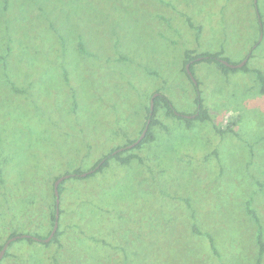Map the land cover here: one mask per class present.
<instances>
[{"label": "rangeland", "instance_id": "374dc122", "mask_svg": "<svg viewBox=\"0 0 264 264\" xmlns=\"http://www.w3.org/2000/svg\"><path fill=\"white\" fill-rule=\"evenodd\" d=\"M252 69L264 75V0H0V251L12 233L41 239L19 236L0 264H257L246 203L264 229V89ZM156 93L185 116L200 95L209 119L188 127L161 102L155 139L120 150L141 160L75 178L140 136ZM68 173L61 235L46 242Z\"/></svg>", "mask_w": 264, "mask_h": 264}, {"label": "trees", "instance_id": "16d2710c", "mask_svg": "<svg viewBox=\"0 0 264 264\" xmlns=\"http://www.w3.org/2000/svg\"><path fill=\"white\" fill-rule=\"evenodd\" d=\"M189 53H190V51L188 50L186 52V55L189 57L188 62H191V61H193L195 59H199V58H202L203 61H214V62L216 61L220 65L221 70L224 73H228L229 71H237V70H243L245 72H249L251 70L250 67L248 66V63H246L241 68H232V67L226 65L224 62H222L221 59H225V60H227L229 62H230V60L227 57H222L220 52L219 53H208V52H204V53H201V54L196 55V56H192V55L190 56ZM192 66H191V69H192ZM252 71L258 76V78L262 82V91H263V89H264V75H263L262 71L259 70V69H252ZM198 93L200 94V91ZM199 97H200V95H199ZM199 97H198L197 101H198V104H200V107H199L198 111L196 113H194L196 116H195V118H191V117L189 118V117H186L183 114L177 113L176 112V108L172 105L171 100L166 95H164L163 93H161L159 96H157L156 99H155V109H154V112H153L152 115H150V113H151L150 107L148 108L149 113L147 115V119L151 118V123H150L149 131H148L146 137L137 146H135V148H140L145 142H147V141H153L155 139V134L153 132V126L156 125L159 122L158 119H157V111H158V106L160 105L161 102H164V104L166 105V107H167V113L168 114L177 116L180 119H184L186 121V124L188 125V127H191L192 126L193 120H195V119H201V120L209 119L208 112L203 107L202 99L199 98ZM145 123H147V121ZM145 125H144V127H145ZM144 127H143V129H144ZM215 129L217 130V132H219L221 134H224V133H226L228 131L229 132H234L235 131L233 127L231 128V126L230 127H227V128H221V127L215 126ZM135 140H130L129 143L126 144L125 146H118L117 148L113 149L109 154H107L104 158L100 159L95 165H93L91 169H89V170L86 171V172H89L90 170H94V171L88 173L87 176H92V175H94L96 173V171H101L104 167L108 166L109 165V159L110 158L116 159L121 164L130 163L134 158L140 159V157L138 156L137 153H129L126 156H122L123 151H120V152L115 153V154L113 153L115 150H117L119 148H124V147L128 146L129 144L133 143ZM102 160H104V163H102V165L99 168H97L98 164ZM83 172H85V171H83L80 168H76L73 171L72 174L75 176V178H82L83 177L82 176V173ZM1 180H2V178H1ZM62 185H63V182L59 186L60 193H62V190H63L62 189ZM54 195H55V193H54ZM55 201H56V199H55ZM246 207H247V212L249 213V215L252 216V218L254 219V221L257 224L256 242H257V245L259 247V255H258L257 264H262V257H263V254H264V229H263L262 221H261V218H260L257 210L252 206V201L251 200H249L246 203ZM55 215H56V211L52 214L53 225H54V221H55ZM51 231L46 236H42V239L48 237L49 234L51 233ZM17 235L18 234H16V233H12L10 235L9 239L12 238V237H14V236H17ZM36 235H39V234H36ZM60 235H61V231L58 230L55 233V235L53 236V238L50 240V242H53L55 240H58L59 239L58 236H60ZM19 236H21L19 239H27V240H29L31 242L34 241V240H36L33 236H31V237H23L22 234H19ZM209 236H210V242H211L213 251L215 253H218V250H217V247H216V245L214 243L213 237L211 235H209ZM13 242H11L10 244H13ZM1 247H3V246H1Z\"/></svg>", "mask_w": 264, "mask_h": 264}, {"label": "water", "instance_id": "95a60500", "mask_svg": "<svg viewBox=\"0 0 264 264\" xmlns=\"http://www.w3.org/2000/svg\"><path fill=\"white\" fill-rule=\"evenodd\" d=\"M222 62H224L226 65H228V66H230L232 68H241V67H243L246 64L247 59H245L244 62H242L240 64H233V63H231V62H229L227 60H224V59H222ZM187 70H188V74L196 82L195 77L193 75V72L191 70L190 64L187 65ZM157 95H159V93H156L153 96V98H152L151 108H150L151 109L150 115H152L153 112H154V109H155V97ZM186 117H189L190 118V117H195V116H193V115H186ZM150 123H151V118H149L147 120V123H146L144 129L142 130L140 136L133 143L129 144L126 148L135 147L136 145H138L146 137V135H147V133L149 131V128H150ZM122 149H124V148H119V149L115 150L113 153L115 154V153H117L118 151H120ZM103 162H104V160L98 164L97 168H99ZM90 172H92V171H90ZM87 174H88V172L82 173L83 176H85ZM70 176H71L70 173L65 174V175H61L54 182V193H55V197H56V215H55V221H54L53 229H52L51 233L49 234V236L44 239V241H46V242L50 241L53 238V236L55 235V233L57 232V229H58V226H59V217H60V191H59V186H60L61 182L64 179H66V178H68ZM22 236L23 237H31L28 234H25V235L23 234ZM17 238H19L18 235L17 236H14V237H12L10 239H8V241L4 244V246L2 247V249L0 251V260L3 257V255H4V253H5L8 245L13 240H15ZM34 238L41 240L40 238H36V237H34Z\"/></svg>", "mask_w": 264, "mask_h": 264}, {"label": "flooded vegetation", "instance_id": "af4514ba", "mask_svg": "<svg viewBox=\"0 0 264 264\" xmlns=\"http://www.w3.org/2000/svg\"><path fill=\"white\" fill-rule=\"evenodd\" d=\"M222 60V59H221Z\"/></svg>", "mask_w": 264, "mask_h": 264}]
</instances>
